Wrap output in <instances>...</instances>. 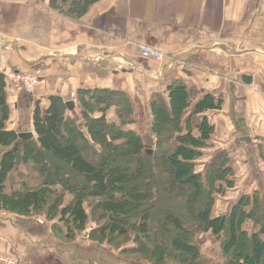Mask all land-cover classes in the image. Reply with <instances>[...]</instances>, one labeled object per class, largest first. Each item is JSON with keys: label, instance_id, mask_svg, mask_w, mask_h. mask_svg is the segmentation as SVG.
Returning a JSON list of instances; mask_svg holds the SVG:
<instances>
[{"label": "trees", "instance_id": "1", "mask_svg": "<svg viewBox=\"0 0 264 264\" xmlns=\"http://www.w3.org/2000/svg\"><path fill=\"white\" fill-rule=\"evenodd\" d=\"M98 1L54 0L52 7L78 18ZM6 87L0 74V211L55 221L53 232L69 243L93 223L88 240L131 261L213 264L205 254L213 245L204 253L201 236L225 234L220 264H264V193L240 195L227 213L210 214L221 185L234 188L235 182L227 154L204 152L213 131L205 113L220 110L222 100L204 94L194 102L196 93L172 81L151 95L150 138L135 129L124 91L83 89L72 110L60 96L48 98L44 111L36 104L35 138L25 140L6 127ZM111 108L113 122L107 120ZM195 116H201L196 125ZM19 163L33 175L6 193ZM246 222L256 231H246Z\"/></svg>", "mask_w": 264, "mask_h": 264}, {"label": "crops", "instance_id": "2", "mask_svg": "<svg viewBox=\"0 0 264 264\" xmlns=\"http://www.w3.org/2000/svg\"><path fill=\"white\" fill-rule=\"evenodd\" d=\"M53 2L0 0L6 71H42L31 93L11 88L9 95L6 87L8 130L33 139L36 104L44 111L48 98L60 96L74 109L78 91L97 88L124 91L134 110H142L139 122L146 126L135 129L152 138L151 95L180 80L196 93L194 102L204 94L223 101L220 110L205 113L213 131L204 152L228 155L234 188L241 189L233 198L264 193V0H99L78 18L53 9ZM140 45L161 52L164 60L143 59ZM107 120H116L113 108ZM27 168L9 174V189L27 177ZM243 228L256 231L251 222ZM209 245L202 246L204 253ZM0 253L20 264H148L127 260L84 234L65 242L45 218L6 211H0ZM211 258L222 262L219 252Z\"/></svg>", "mask_w": 264, "mask_h": 264}, {"label": "rangeland", "instance_id": "3", "mask_svg": "<svg viewBox=\"0 0 264 264\" xmlns=\"http://www.w3.org/2000/svg\"><path fill=\"white\" fill-rule=\"evenodd\" d=\"M89 9V8H88ZM4 69H5V66H4ZM5 70H7V69H5ZM36 69H34L33 71H35ZM40 71H41V69H39ZM32 71V72H33ZM31 72V73H32ZM1 74V73H0ZM41 75H42V71H41ZM41 80V79H40ZM40 84V83H39ZM38 84V85H39ZM37 85V86H38ZM36 86V87H37ZM7 87H8V89H9V95H11L12 94V92L10 91V89L12 88V86H11V84L9 83V81L7 80ZM35 87V88H36ZM14 90V89H13ZM35 90V89H34ZM33 90V91H34ZM15 91V90H14ZM32 91V92H33ZM16 92V91H15ZM22 92H26V91H22ZM17 93H19V92H17ZM21 93V92H20ZM26 93H31V92H26ZM142 110L139 108V107H136V109H135V117H137L136 118V120L137 121H135V124H136V126L135 127H140V128H145V126H146V124L145 123H140L139 121H142L143 120V118H142ZM134 117V118H135ZM149 141V140H148ZM147 145H151L150 144V142L149 143H146ZM152 147V146H151ZM21 165H24V163H19L18 164V166L16 167V169L15 170H17V169H19V167L21 166ZM15 170H13V171H15ZM26 171H27V174H29L25 179H29V181H30V179H31V177H30V175H33V173L27 168V169H25ZM12 171V172H13ZM11 172V173H12ZM10 173V174H11ZM8 179H9V177H8ZM9 181V183L11 182V180H8ZM7 181V182H8ZM12 181H13V179H12ZM22 180L20 179V181L19 182H21ZM7 182H6V186H5V188H4V190L6 191V193H8V192H11L12 190H14L16 187H18L19 186V184H15V185H13L12 187H11V189H9L8 188V186H7ZM14 184V183H13ZM10 185H11V183H10ZM13 187H15V188H13ZM7 188V189H6ZM221 188L223 189V193H219L218 195H217V197H216V202H215V204L212 206V208L210 209V214L211 215H213V216H216V215H221V214H225V213H227L228 211H229V208H230V206L233 204V203H235L236 202V199H234L233 197H234V195H238V194H240L239 192H240V190L241 189H239V188H237V189H235V188H230V186H227L226 185V183H223V185H221ZM221 189V190H222ZM221 192V191H220ZM248 192V191H247ZM247 192H245V193H247ZM252 193V192H251ZM250 193V194H251ZM250 194H248V195H250ZM231 195H232V199L230 198L231 197ZM249 207H250V204H248L246 207H245V209H249ZM41 217H43V216H41ZM44 218V217H43ZM46 220V219H45ZM47 221H48V219H47ZM55 221H53V222H49L48 221V224L51 226V228H52V225H53V223H54ZM56 223V222H55ZM92 226H94V224L93 223H90L87 227H86V230L83 232V234H84V237L85 238H88L89 237V233L91 232V227ZM202 238H201V242H203L204 244H212L213 245V247H212V252L210 253L209 251H207L206 252V255L208 256L209 255V257L211 258V256L212 255H215V253L216 252H220V241H223L224 239H225V237H226V235L225 234H222L221 236H220V238L219 239H217V238H215L216 240H214V237L213 236H211L210 235V238H211V241L209 242V243H207L209 240H210V238H208L207 237V235H202L201 236ZM242 243H245V242H242ZM129 245H131V243L129 244ZM222 246V245H221ZM212 263V262H211ZM213 264H220V259L217 261V263H215V262H213Z\"/></svg>", "mask_w": 264, "mask_h": 264}, {"label": "built area", "instance_id": "4", "mask_svg": "<svg viewBox=\"0 0 264 264\" xmlns=\"http://www.w3.org/2000/svg\"><path fill=\"white\" fill-rule=\"evenodd\" d=\"M140 56L143 58L151 59L156 62H162L164 60V55L147 46V45H140L138 47ZM0 73L3 74L6 80L9 81L12 88L16 92H32L35 87L40 83V79L42 77L41 71L36 69L32 73H20L14 71H6L4 69V65L1 60L0 56ZM0 264H20L17 257L13 255H5L0 253Z\"/></svg>", "mask_w": 264, "mask_h": 264}, {"label": "water", "instance_id": "5", "mask_svg": "<svg viewBox=\"0 0 264 264\" xmlns=\"http://www.w3.org/2000/svg\"><path fill=\"white\" fill-rule=\"evenodd\" d=\"M66 106L68 107L69 110H72L73 109V102H68L66 103ZM19 138L21 139H25V140H30L32 139V134L31 133H25V134H20L18 135Z\"/></svg>", "mask_w": 264, "mask_h": 264}]
</instances>
